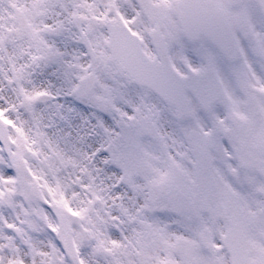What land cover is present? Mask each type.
<instances>
[{"label":"snow or ice","instance_id":"6c2138e0","mask_svg":"<svg viewBox=\"0 0 264 264\" xmlns=\"http://www.w3.org/2000/svg\"><path fill=\"white\" fill-rule=\"evenodd\" d=\"M0 264H264V0H0Z\"/></svg>","mask_w":264,"mask_h":264}]
</instances>
